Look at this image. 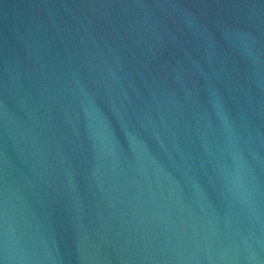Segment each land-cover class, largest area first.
I'll return each instance as SVG.
<instances>
[{
  "label": "water",
  "instance_id": "95a60500",
  "mask_svg": "<svg viewBox=\"0 0 264 264\" xmlns=\"http://www.w3.org/2000/svg\"><path fill=\"white\" fill-rule=\"evenodd\" d=\"M0 264H264V0H0Z\"/></svg>",
  "mask_w": 264,
  "mask_h": 264
}]
</instances>
